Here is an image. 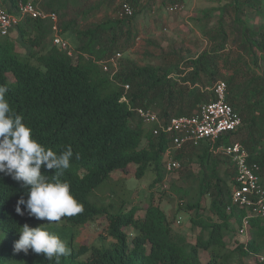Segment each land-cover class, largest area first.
I'll use <instances>...</instances> for the list:
<instances>
[{"label": "trees", "instance_id": "obj_1", "mask_svg": "<svg viewBox=\"0 0 264 264\" xmlns=\"http://www.w3.org/2000/svg\"><path fill=\"white\" fill-rule=\"evenodd\" d=\"M26 1L31 0H0V8L15 12L17 4ZM89 1L39 2L43 10L56 13L60 35L74 43L71 56L52 45L48 21L25 17L0 37V85L8 88L5 99L10 107L46 149L59 154L71 146L73 151L70 168L60 180L69 183L83 211L63 217L60 224L41 226L71 250L60 264H240L250 256L252 264H264L260 261L264 253L260 217L248 218L245 242H235L231 248L226 241L239 234L242 219L249 214L247 208L232 203L236 172L230 159L212 153L209 141L174 150L169 134L154 135L156 126L143 123L135 112L151 108L162 123L190 116L198 105L214 100L210 89L223 81L226 103L238 114L241 125L214 146L240 143L248 153V163L258 167L264 187V0H216L215 8L194 23L203 36L201 50H174L162 55L157 66L119 59L112 76L98 62L122 55L132 46V39L138 37L137 10L155 13L157 3L171 14L169 6L185 5L182 0H107L110 12L98 18L90 15ZM120 1L129 3L131 16L120 14ZM78 9L81 12L73 14ZM257 17L262 22L256 23ZM210 21L212 27L206 30ZM167 152L180 163L179 169H166ZM194 160L196 174H178L180 183L168 184L180 210L188 214L195 233L190 242L174 232L160 203L170 196L162 190L167 177ZM130 167L135 178L152 174L142 215L138 216L137 205L125 208V200L118 205H96L89 200L112 173ZM45 175L51 180L55 171ZM21 197L27 198V189L0 173V264H55L42 253L13 251L20 228L42 222L15 212ZM101 217L106 220L101 239L110 241L74 247L72 229ZM200 252L205 253L204 262Z\"/></svg>", "mask_w": 264, "mask_h": 264}, {"label": "rangeland", "instance_id": "obj_2", "mask_svg": "<svg viewBox=\"0 0 264 264\" xmlns=\"http://www.w3.org/2000/svg\"><path fill=\"white\" fill-rule=\"evenodd\" d=\"M44 1V0H42ZM72 1V0H69ZM107 0H90L91 8L93 9L90 14L92 17H102L104 14L109 13V5L106 4ZM150 1V0H149ZM147 1L145 4H147ZM184 10L180 13L167 14L160 8V4H155V13L137 10L136 25L138 30V37L132 39V46L125 52H122L121 61L130 60L137 65H158L162 55L171 54L174 50H188L196 52L197 49L201 50L204 43L200 44L203 36L194 23L200 19L203 14H206L216 6V0H182ZM82 9L74 10L73 14L81 12ZM256 23L262 22L260 17L255 20ZM212 22H208L205 29L208 30L212 27ZM68 42L71 50L74 51L73 42L67 35L62 36ZM134 37V36H133ZM197 163L187 164L182 167L177 174L169 176L166 179V187L162 190L169 192L170 196L164 198L160 203L161 209L166 214L168 220L171 222L174 232L184 235L190 242H193L195 233L190 229L188 214L180 210L178 200L174 194H171L169 182L174 181L176 184L180 183L177 180L178 174L197 173ZM152 179V174H145L142 178H135L134 167L128 168L126 171H117L112 173L111 179L104 182L99 186L96 191L89 196V200L96 205H106L111 203L118 205L121 200H125V208L132 205L139 206L140 210L138 216L142 215L143 209L146 206L148 199V186ZM264 181V179H263ZM206 203V202H204ZM180 218V220H179ZM63 222H34L28 224L30 227H41L43 225H54ZM106 220L104 217L96 218L93 222L86 223L72 229L73 232V245L78 247L81 245L98 246L101 243L106 244L110 239H101V235L105 236ZM128 233L132 232L130 229ZM248 239L247 235H239L237 232L232 236L227 237L226 241L232 248L235 242H245ZM264 258V253L261 255ZM200 259L202 262L205 260V253L200 252ZM261 261V260H260ZM264 262V261H262ZM252 257H248L240 264H252Z\"/></svg>", "mask_w": 264, "mask_h": 264}, {"label": "built area", "instance_id": "obj_3", "mask_svg": "<svg viewBox=\"0 0 264 264\" xmlns=\"http://www.w3.org/2000/svg\"><path fill=\"white\" fill-rule=\"evenodd\" d=\"M39 2L41 0L19 2L15 12H8L0 8V37L6 36L25 17L48 21L51 26L52 45L71 56L73 51L70 45L59 33L56 13L43 10ZM119 4L122 16L129 17L132 15L133 10L129 3L120 1ZM167 10L169 13L182 12L184 6L174 4L169 6ZM120 58L121 53H116L106 61L98 63L102 66L104 72L112 76L118 70V60ZM127 89L128 86H125L124 90ZM210 90L213 93L214 100L198 105L190 116L177 117L169 122L162 123L158 114L151 108H137L135 112L143 123L156 126L153 131L154 135L161 132L169 134L172 138L171 146L174 150H178L185 145L197 146L200 142L209 141L212 153L230 159L236 172L232 203L249 210V214L242 219L241 227L238 230L240 235L246 236L248 218L251 215L264 220V187L257 174L258 167L248 163V153L240 143L214 146L216 141L223 135L234 132L241 125V120L231 106L226 103L227 87L223 81L216 82ZM121 101H126L124 95ZM164 160L168 171L180 168V163L172 159L169 152L166 153ZM260 260L264 261V258L260 257Z\"/></svg>", "mask_w": 264, "mask_h": 264}, {"label": "clouds", "instance_id": "obj_4", "mask_svg": "<svg viewBox=\"0 0 264 264\" xmlns=\"http://www.w3.org/2000/svg\"><path fill=\"white\" fill-rule=\"evenodd\" d=\"M7 92L8 88L0 85V173L10 176L27 189V198L17 200L15 212L20 216L27 213L29 217L49 223L81 213L83 207L71 194L69 183L60 180L70 168L71 146L58 154L34 139L32 129L5 99ZM48 170L55 171L51 180L45 175ZM29 250L42 253L55 264H60L61 257L71 252L58 235L42 227L25 224L20 228L13 251L27 254Z\"/></svg>", "mask_w": 264, "mask_h": 264}]
</instances>
